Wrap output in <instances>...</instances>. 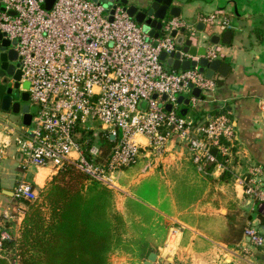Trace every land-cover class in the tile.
<instances>
[{
	"label": "built area",
	"instance_id": "obj_1",
	"mask_svg": "<svg viewBox=\"0 0 264 264\" xmlns=\"http://www.w3.org/2000/svg\"><path fill=\"white\" fill-rule=\"evenodd\" d=\"M44 2L0 0L5 7L0 12V31L5 38L17 40L21 82L29 83L20 92L29 93L31 124L15 136L26 167L52 165L59 171L72 164L114 187L116 171L134 164L142 151L162 155L177 139L186 144L196 163L212 162L226 169L235 152L223 140L235 145L234 120L225 113L197 120L190 113L198 98L189 85L212 91L215 80L196 69L167 71L160 61L162 52L176 50L169 32L186 27L184 20H167V34L154 45L122 6L111 14L91 0H56L51 10L44 8ZM207 54L216 57L211 49ZM181 57L191 56L181 53ZM180 95L191 101L186 115L180 114ZM142 100L147 101L145 108L139 106ZM91 120L100 121L101 138L116 140L105 157L95 143L93 128L87 125ZM213 148L225 157L223 162ZM263 176L261 166L251 165L239 183L264 212ZM37 195L33 184L23 179L13 189L17 201ZM9 216L6 213L5 219ZM244 234L254 246H264V235L254 226H247ZM12 238L10 227L1 221L0 253L3 241Z\"/></svg>",
	"mask_w": 264,
	"mask_h": 264
},
{
	"label": "crops",
	"instance_id": "obj_2",
	"mask_svg": "<svg viewBox=\"0 0 264 264\" xmlns=\"http://www.w3.org/2000/svg\"><path fill=\"white\" fill-rule=\"evenodd\" d=\"M173 6L180 14L170 17L169 8L168 20H184L202 39L233 32L230 44H219L214 57L228 64L227 75L220 79L215 73L216 87L202 91L191 114L210 117L227 110L235 123V157L226 169L210 168L196 163L177 139L162 155L142 151L139 163L109 187L123 221L109 264H146L153 253L161 264H264V246H254L244 234L254 226L264 235V212L239 183L251 165L264 172V0H173ZM24 126L20 114L0 107V222L15 236L25 213L16 208V182L28 178L41 190L58 172L52 165H24L15 143Z\"/></svg>",
	"mask_w": 264,
	"mask_h": 264
},
{
	"label": "trees",
	"instance_id": "obj_3",
	"mask_svg": "<svg viewBox=\"0 0 264 264\" xmlns=\"http://www.w3.org/2000/svg\"><path fill=\"white\" fill-rule=\"evenodd\" d=\"M222 113L232 119L227 110L211 116ZM101 139L105 157L116 140ZM223 144L236 151V142L232 146L224 139ZM212 151L225 160L217 148ZM207 164L211 168L214 163ZM33 188L37 198L18 200L25 207L22 224L17 236L3 241L0 264H109L123 226L114 210L113 191L72 164L60 169L43 189Z\"/></svg>",
	"mask_w": 264,
	"mask_h": 264
},
{
	"label": "water",
	"instance_id": "obj_4",
	"mask_svg": "<svg viewBox=\"0 0 264 264\" xmlns=\"http://www.w3.org/2000/svg\"><path fill=\"white\" fill-rule=\"evenodd\" d=\"M95 3L102 4L107 12L111 14L114 8L122 6L128 15L140 26L142 32L146 35L147 40L153 41L157 44V39L167 34L166 22L168 20V9L170 17L179 16L180 10L178 7H170L173 0H140L137 3L129 4L126 0H91ZM56 0H45L44 8L51 10ZM5 10L4 5L0 3V12ZM10 14L15 15L13 11ZM112 15L109 20H112ZM169 35L174 39L176 50L170 53L162 52L160 54V61L165 66L167 71H186L196 69L198 72L203 73L207 78H213L217 72L222 79L227 75L229 66L220 58H210L208 50L216 52L219 44L229 45L232 39L233 32L226 29L223 36L211 33L207 38L202 39L196 36L192 31L186 27L181 29H173ZM201 43L197 46L194 43ZM17 40H9L5 38L4 33L0 31V107L4 111H10L14 114L22 116V123L29 126L32 120L31 108L28 103L29 93L27 91L20 92L21 88L28 89V82H21V70L19 68V55L15 48ZM181 53L190 55V58L183 59ZM197 57V58H195ZM192 95L199 98L202 90L190 84ZM20 96V100L18 97ZM157 94L153 95L156 98ZM166 94L162 96L165 100ZM178 102L182 104L180 109L181 115H186L189 111L191 103L189 97L180 95ZM141 108L147 106V101L142 100L139 104ZM171 105L167 104L166 109L170 110ZM156 254L153 253L148 258L146 264H153Z\"/></svg>",
	"mask_w": 264,
	"mask_h": 264
},
{
	"label": "rangeland",
	"instance_id": "obj_5",
	"mask_svg": "<svg viewBox=\"0 0 264 264\" xmlns=\"http://www.w3.org/2000/svg\"><path fill=\"white\" fill-rule=\"evenodd\" d=\"M20 97V96H19ZM18 97V98H19ZM34 108V107H33ZM32 108V109H33ZM88 126H91L93 128V134H94V137H95V143L97 145H101L102 144V139L100 137V121L99 120H91V121H88L87 123ZM143 141V138L141 139ZM141 157L139 156L138 157V161L135 162L134 164H132L131 166H128L126 168H122V169H119L118 171H116L115 175L113 176V181H115L116 183H119L121 180H120V177L121 175L126 172L127 170H130L131 168H133L134 166H136L139 161L141 160L140 159ZM32 166H30L31 168ZM26 180H29L28 178ZM16 205V204H15ZM17 206V207H16ZM15 207L18 208L17 210L19 211L20 209H24L25 211V207H23L21 205V203H18ZM13 212H16V211H13ZM15 214V213H14Z\"/></svg>",
	"mask_w": 264,
	"mask_h": 264
}]
</instances>
